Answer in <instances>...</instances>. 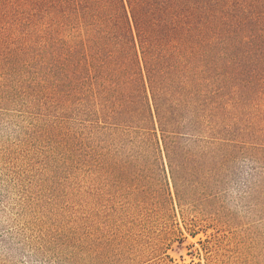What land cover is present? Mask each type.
Returning a JSON list of instances; mask_svg holds the SVG:
<instances>
[{"label":"rangeland","instance_id":"1","mask_svg":"<svg viewBox=\"0 0 264 264\" xmlns=\"http://www.w3.org/2000/svg\"><path fill=\"white\" fill-rule=\"evenodd\" d=\"M30 11L0 0V264H264L258 101L225 93L220 130L248 150L214 160L186 115L173 176L159 122L146 148L98 120Z\"/></svg>","mask_w":264,"mask_h":264},{"label":"trees","instance_id":"2","mask_svg":"<svg viewBox=\"0 0 264 264\" xmlns=\"http://www.w3.org/2000/svg\"><path fill=\"white\" fill-rule=\"evenodd\" d=\"M21 2L32 10L30 22L37 16L46 24L65 75L103 108L98 120L125 122L134 145L146 148L159 122L173 176L180 171L174 160L189 152L182 144L189 135L212 160L248 150L218 122L227 91L241 95L239 102L257 100L255 122L264 121V0ZM186 115L204 122L201 130L187 135Z\"/></svg>","mask_w":264,"mask_h":264}]
</instances>
